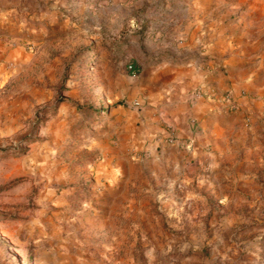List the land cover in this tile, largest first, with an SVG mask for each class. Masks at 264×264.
<instances>
[{"label":"rangeland","instance_id":"1","mask_svg":"<svg viewBox=\"0 0 264 264\" xmlns=\"http://www.w3.org/2000/svg\"><path fill=\"white\" fill-rule=\"evenodd\" d=\"M199 24L264 70V0H0V264H264V130L215 180L142 127L145 69Z\"/></svg>","mask_w":264,"mask_h":264},{"label":"crops","instance_id":"2","mask_svg":"<svg viewBox=\"0 0 264 264\" xmlns=\"http://www.w3.org/2000/svg\"><path fill=\"white\" fill-rule=\"evenodd\" d=\"M225 46L205 36L203 24H199L179 30L170 55L145 69L152 70L145 85V133L155 138L167 135L171 128L183 142L192 141L191 149L183 150L188 156L175 148L164 153L179 175L184 176L181 170L185 167L200 168L204 175L218 180L224 167L248 161L251 153L261 152L258 146L263 140L258 137L264 126L257 124V118L264 108V70L246 65L244 61L250 58H245V51L228 53ZM198 87L215 96L221 95L223 89H231L242 107H247L245 98H249L257 118L249 126L242 111L223 108L219 97L212 100L203 95L193 99L191 92ZM241 90L248 91V97H239Z\"/></svg>","mask_w":264,"mask_h":264},{"label":"built area","instance_id":"3","mask_svg":"<svg viewBox=\"0 0 264 264\" xmlns=\"http://www.w3.org/2000/svg\"><path fill=\"white\" fill-rule=\"evenodd\" d=\"M127 69L129 70V72L131 73L132 76H135L138 69L133 65V64H128L127 65ZM209 96L212 100H216L217 98L216 97H219V101L221 102V105L225 108H227L228 110H234L236 108H238L239 106V102L238 100L236 99L237 97H234L233 96V93L231 92L230 89H226L224 92L221 93V95L219 96H215L214 93H209L208 94H205L204 93V89L203 88H195L192 90L191 92V96L193 99L195 98H198V97H201V96ZM134 105L138 106L139 103L138 102H135ZM165 142L167 144H170V145H175L177 147H181V148H184L185 150H190L191 147H192V141H186V142H183L182 140H180L176 134H174V132H169L167 133V135L165 136Z\"/></svg>","mask_w":264,"mask_h":264}]
</instances>
